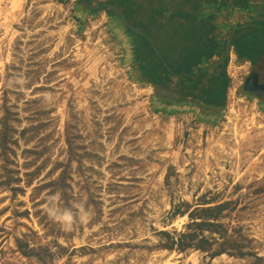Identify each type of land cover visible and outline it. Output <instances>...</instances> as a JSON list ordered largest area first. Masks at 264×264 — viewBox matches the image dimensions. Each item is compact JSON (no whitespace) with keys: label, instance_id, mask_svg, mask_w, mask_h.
I'll return each instance as SVG.
<instances>
[{"label":"rangeland","instance_id":"1","mask_svg":"<svg viewBox=\"0 0 264 264\" xmlns=\"http://www.w3.org/2000/svg\"><path fill=\"white\" fill-rule=\"evenodd\" d=\"M137 2L157 30L163 1ZM76 3L0 0V264H264V101L242 89L248 64L219 116L159 105L129 74L114 12ZM223 202L230 253L163 246L194 207Z\"/></svg>","mask_w":264,"mask_h":264},{"label":"crops","instance_id":"2","mask_svg":"<svg viewBox=\"0 0 264 264\" xmlns=\"http://www.w3.org/2000/svg\"><path fill=\"white\" fill-rule=\"evenodd\" d=\"M162 1V11L160 15L162 21H160L161 25H158L157 30H154L157 26L156 22L149 23V21H146L149 29H143L140 27L137 22L138 17L136 15L138 13H136V11L142 13L145 8L139 6L137 0H126L129 11L135 10L133 16L128 15L129 17L124 10V4L117 1V5L123 10L126 18L138 26L143 32V34L133 31V33H131L129 28H127L123 22L117 18L112 19V27H115L114 31L117 33L116 35L121 37L125 43V56L129 74L132 80L141 87L148 86L150 88V92L146 93L151 95L159 105H174L181 109H184V107L187 106L190 107V109L195 108L196 111L198 110L197 112L204 114L205 117H209L212 113H207L208 111L205 109L204 104H202L201 101L195 103V98L189 95V82H183L182 87L176 89L180 91V94L178 95L166 88V93L169 95V99L166 101L165 98L161 97L155 86L146 82V80L149 79V75H145L142 66L146 65L147 69L151 68L153 63L158 61L157 58L159 55L167 61L171 70L175 72V76L179 73L178 71H181L180 73H185L189 77L190 72L196 71L200 66H208L213 60L218 59L222 54V49L231 30V26L236 24L235 17L239 18V15L237 14L235 17L230 18L229 11L233 8L234 3L239 5L242 4L244 0L229 1V7L226 9L225 19L222 17L215 21L220 25H218L217 28L211 23L213 19L209 13L213 11V8H210L212 7L211 3H208L210 0ZM226 1L228 2V0H222L223 3ZM183 7H185V9L187 8L186 11H182L181 8ZM175 9L181 12L174 15ZM152 44L157 48L158 55L154 52L155 49ZM231 60L237 66H245L247 64L246 62H242L244 63V65H242V63L237 62L234 52L229 56L228 61L230 62ZM262 65H264V60H259L257 66L262 67ZM215 69L216 68L210 69L213 74V71H216ZM208 76L209 73L206 72L203 78H207ZM142 80L145 81L140 82ZM175 84L176 81L172 85L174 88ZM198 85L200 86V84ZM198 90L199 88L197 86L194 92L198 93ZM203 99L205 100V98ZM203 108L204 110H202Z\"/></svg>","mask_w":264,"mask_h":264},{"label":"trees","instance_id":"3","mask_svg":"<svg viewBox=\"0 0 264 264\" xmlns=\"http://www.w3.org/2000/svg\"><path fill=\"white\" fill-rule=\"evenodd\" d=\"M112 11V10H110ZM113 12V11H112ZM254 27V26H252ZM242 35V34H241ZM238 35L233 40L234 45V53L236 55V60L239 63H242L246 60H250L255 62L258 58L264 53V37L261 38L254 34H243L242 36ZM156 54L157 52L154 51ZM255 53V54H253ZM158 55V54H157ZM158 61L154 62L152 67L147 69L146 65L142 66V69L145 75H149V79L146 82H149L153 86H155L159 92L161 84H165L162 79L163 70L167 71V68L163 65L160 57L157 58ZM193 59V58H192ZM191 60V58H190ZM228 59L221 65V70L214 72L211 74V77L206 78L207 81L202 84V79L204 77L205 71H201L195 77V83H193V87L189 89L190 94L199 95L205 94L207 96L206 100H203L201 103L204 104L205 109L208 111L207 113H212V115L219 116L223 111V108L226 103V92L229 87L230 77L228 76L225 66ZM178 83H176L174 89H179L182 87V83L187 80L188 77L177 76ZM142 80L140 82H143ZM190 84V83H189ZM199 86L198 93L193 91L195 86ZM167 91V90H166ZM200 92V93H199ZM204 109V108H203ZM210 110V111H209ZM3 135L1 136L2 139ZM0 139V140H1ZM32 183L31 177L26 180V185H30ZM64 183V175L59 177V174L56 178L51 179L48 184L55 185ZM63 190V189H62ZM64 191V190H63ZM227 202L215 204V205H206V206H197L190 210L187 215L189 216L191 222L186 224V227L189 228L186 231L177 233L176 237H172L169 232L163 231V235L167 239V243L163 246L165 248H173L176 246L178 249H185L187 246L191 245L198 250L210 251V255H220L224 252L230 253L229 248L225 245L229 244L234 246V240L232 238H227L226 233L217 232L219 231L220 223L216 220L219 219L220 213L226 207ZM208 231L211 233L217 232L222 236V241L217 242L215 237L207 236V235H199L198 232ZM197 231V232H196ZM197 235L200 237L197 238ZM196 238V242H192ZM169 239V240H168ZM217 243V248L212 250V243ZM193 243V244H192ZM242 253V252H239Z\"/></svg>","mask_w":264,"mask_h":264},{"label":"flooded vegetation","instance_id":"4","mask_svg":"<svg viewBox=\"0 0 264 264\" xmlns=\"http://www.w3.org/2000/svg\"><path fill=\"white\" fill-rule=\"evenodd\" d=\"M75 1H77L76 4H78V6H81L82 8L84 7L83 9H85L87 11L88 10L89 11H95V10L99 11L101 9H105V7H104V3L105 2H111V3L117 4V0H75ZM236 4L237 3H234L233 8L229 11L230 18L234 17V14L236 12L237 15H239V18L235 17L236 24H246V26H244V27H242L240 29H237L235 31V35L232 37V46L230 48V54L232 52H234L233 40L238 35H241V34L242 35L243 34H254V35H257V36H259L261 38L264 37V0H244V2L242 4H239V5H236ZM115 18H117L116 14H115ZM236 24H234V25H236ZM234 25H232V26H234ZM232 26H231V28H232ZM252 26H254V27H252ZM224 51H225V44H224V47L222 49V54L220 56L223 55ZM159 57L162 60L163 65L167 68V71L163 70L162 79H163V82L165 84H161L160 89H159V93H160L161 97L165 98L166 101H167V99H169L168 98L169 95H167V93H166V90H167L166 88H168L171 92L176 93L177 95L180 94V91L174 89L172 85L175 83V81H176V83L179 82L178 79H177L178 78L177 76L184 77V75H185V77H188V75L180 73L181 71H178L179 73L177 74V76H175V72H173V70H171V68L169 67V64L167 63V61L163 57L161 58L160 55H159ZM226 59H229V57H226L225 61H226ZM259 60L260 61L264 60V53L255 62H252L250 60L244 61V62H246L248 64V68H247L246 74H244L245 76L243 78V81L245 80V78L247 77L248 74H250L253 71H256L253 67L257 65V62ZM200 67H202V66H200ZM198 69L196 71H194V72H190L189 77L187 78V80H185V81L190 83L189 84V89H191L194 86L193 83H195V77L198 75L197 74ZM225 70H226V66H225ZM205 74H204V76H205ZM228 76L231 78V76L229 74V70H228ZM206 81H207V79L203 78L202 79V84H204ZM243 81H242V84H243ZM258 82L262 83L263 86H264V82L261 81L260 76H259V81ZM196 88H197V86L194 87L193 91H195ZM198 88H199V85H198ZM230 88H228V91H229ZM263 89H264V87H263ZM173 90H176V91H173ZM244 92L247 93V94H252L254 96H257V98H258L257 100L259 102L260 101H264V92H259V91H254V92L253 91H249V92L248 91H244ZM195 93H197V92H195ZM189 95L193 96V98H195V100H194L195 103L196 102L199 103L200 101L202 102V100H204L203 99L204 96H206L205 94H202L201 96L194 95V94H189ZM227 95H228V92H227ZM206 99H207V97L205 98V100ZM202 110H204V109H202Z\"/></svg>","mask_w":264,"mask_h":264},{"label":"water","instance_id":"5","mask_svg":"<svg viewBox=\"0 0 264 264\" xmlns=\"http://www.w3.org/2000/svg\"><path fill=\"white\" fill-rule=\"evenodd\" d=\"M229 1H232V0H228V2L226 1L225 3H223L222 0H210L208 2V3H211V6H212L210 8H213L212 9L213 11L210 12L209 15L212 16L213 20L211 23H213V26L215 28H217L219 25L218 23L215 22L218 18L223 17L225 19L226 9L229 7ZM104 7H105V11L112 10L115 14H117V16L121 19V22H123L127 26V28H129L130 30L135 31L137 33L143 34L142 30L138 26H136L131 21H129L128 18H126L125 13L117 4H114L111 2H105ZM236 14L237 13L235 12L234 17ZM221 20H223V19H221ZM227 24H228V22H227ZM244 26H246V24H236V25L232 26V28H231L228 36H227L226 42H225V51H224L223 55L220 56L218 59L213 60V62H211L208 66H206L204 68L201 67L198 70L197 74H199L201 71H205V72L209 73L208 77H211V73H212V71L210 70L211 68H216L215 69L216 71H213V72H217V71H220L222 69L221 65L225 62V58L230 56V48L232 46V37L235 35V31L237 29L244 27ZM152 45H153L155 51L158 52L157 48L154 46V44H152ZM183 74H185V73H183ZM258 81H259L258 73L256 71L251 72L250 74L247 75V77L243 81V84H242L243 90L248 91V92L249 91L264 92L263 84L259 83ZM204 98H206V96Z\"/></svg>","mask_w":264,"mask_h":264},{"label":"bare ground","instance_id":"6","mask_svg":"<svg viewBox=\"0 0 264 264\" xmlns=\"http://www.w3.org/2000/svg\"><path fill=\"white\" fill-rule=\"evenodd\" d=\"M234 58V57H233ZM229 66V74H230V76L232 77V78H234L235 76H236V71H235V69H239L241 66H237V65H234V62L231 60L230 62H229V64H228ZM143 91H147V92H149L150 91V88H146V89H143ZM230 92H232V89H230L229 90ZM231 106H232V103H231ZM231 113H234V109H233V107H231L230 108V110H229ZM232 118V116H229L228 117V123L230 122V119ZM234 130H235V128H234ZM235 134H237V131H235L234 132Z\"/></svg>","mask_w":264,"mask_h":264},{"label":"built area","instance_id":"7","mask_svg":"<svg viewBox=\"0 0 264 264\" xmlns=\"http://www.w3.org/2000/svg\"><path fill=\"white\" fill-rule=\"evenodd\" d=\"M247 71V70H246ZM246 73V72H245ZM231 79V78H230ZM230 82H231V80H230ZM229 88V87H228Z\"/></svg>","mask_w":264,"mask_h":264}]
</instances>
